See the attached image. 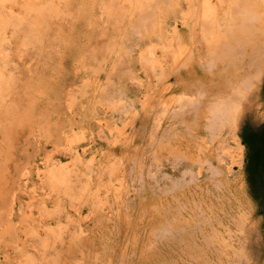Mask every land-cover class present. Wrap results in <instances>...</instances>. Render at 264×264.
I'll return each mask as SVG.
<instances>
[{"label":"rangeland","instance_id":"rangeland-1","mask_svg":"<svg viewBox=\"0 0 264 264\" xmlns=\"http://www.w3.org/2000/svg\"><path fill=\"white\" fill-rule=\"evenodd\" d=\"M216 1L0 0V264H264L244 161L204 122L234 74L205 61L238 53L207 43ZM263 87L264 63L240 143Z\"/></svg>","mask_w":264,"mask_h":264},{"label":"bare ground","instance_id":"bare-ground-1","mask_svg":"<svg viewBox=\"0 0 264 264\" xmlns=\"http://www.w3.org/2000/svg\"><path fill=\"white\" fill-rule=\"evenodd\" d=\"M169 1L170 0H157L156 6L159 7L160 5L166 4ZM224 1L227 4L224 2V5H222L220 9L214 6L219 9V11H221L222 18L216 21L210 20L211 22H209V25L211 26H215L216 24L223 25L224 29L222 33H216L214 37H211L209 34L205 33V38L208 44L216 47H225L228 41H235L234 43L237 45L238 53H236L235 56H232L233 53H230L227 62L224 58L223 60L226 62L225 65V62L214 63V61L210 59H207L205 61V65L208 69L218 66V68L220 67V69L224 71L230 69V67H233L232 69L234 70V74L231 80L223 81L220 86H218L217 88L214 87V90L210 89V91L212 92L209 95L205 96L204 100L206 107L204 110V119L205 127L209 133L210 141L215 138L217 130H222V128H226L228 130L229 136L232 141V146L229 147L230 158L234 164L240 166L243 163L242 161H244V146L240 143L239 138L236 135L237 123L239 121L241 105L245 100L247 92L253 90L258 80L261 66L264 63V0ZM235 13L242 18L240 22L236 23V27H234L236 19V16L234 15ZM211 26L209 29H211ZM235 31L238 35L236 39L234 38L235 36H233V32ZM243 36L246 37L244 38ZM258 38H260L259 41H261L262 43L256 42ZM255 39L256 41H254ZM205 54H207V52ZM246 54L254 56L253 61L249 63L250 69L247 73L242 72L241 67L238 68V65H240L243 57ZM179 102L180 101H178V103ZM188 102L189 101H186V103Z\"/></svg>","mask_w":264,"mask_h":264},{"label":"trees","instance_id":"trees-1","mask_svg":"<svg viewBox=\"0 0 264 264\" xmlns=\"http://www.w3.org/2000/svg\"><path fill=\"white\" fill-rule=\"evenodd\" d=\"M239 137L245 148L244 172L248 192L257 205L258 214L264 217V126L254 127L246 123Z\"/></svg>","mask_w":264,"mask_h":264},{"label":"crops","instance_id":"crops-1","mask_svg":"<svg viewBox=\"0 0 264 264\" xmlns=\"http://www.w3.org/2000/svg\"><path fill=\"white\" fill-rule=\"evenodd\" d=\"M205 95V94H204ZM204 122H205V120H204Z\"/></svg>","mask_w":264,"mask_h":264}]
</instances>
